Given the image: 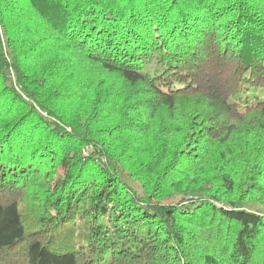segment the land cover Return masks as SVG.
<instances>
[{
	"label": "trees",
	"instance_id": "16d2710c",
	"mask_svg": "<svg viewBox=\"0 0 264 264\" xmlns=\"http://www.w3.org/2000/svg\"><path fill=\"white\" fill-rule=\"evenodd\" d=\"M248 204L264 0H0V264H264Z\"/></svg>",
	"mask_w": 264,
	"mask_h": 264
},
{
	"label": "rangeland",
	"instance_id": "374dc122",
	"mask_svg": "<svg viewBox=\"0 0 264 264\" xmlns=\"http://www.w3.org/2000/svg\"><path fill=\"white\" fill-rule=\"evenodd\" d=\"M128 182L136 189H138V191L141 193V189L139 187H137L133 182H131L130 180H128ZM246 208H249V209H252L254 211H262L264 212V209L262 207H260L259 205H256V204H248V205H245Z\"/></svg>",
	"mask_w": 264,
	"mask_h": 264
},
{
	"label": "built area",
	"instance_id": "2783aa9c",
	"mask_svg": "<svg viewBox=\"0 0 264 264\" xmlns=\"http://www.w3.org/2000/svg\"><path fill=\"white\" fill-rule=\"evenodd\" d=\"M85 154H86V152H85Z\"/></svg>",
	"mask_w": 264,
	"mask_h": 264
}]
</instances>
